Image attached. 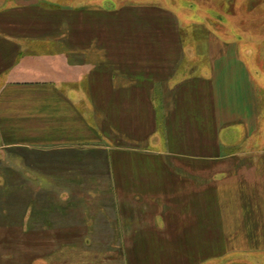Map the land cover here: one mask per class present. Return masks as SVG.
Listing matches in <instances>:
<instances>
[{
	"label": "crops",
	"instance_id": "0c3cea01",
	"mask_svg": "<svg viewBox=\"0 0 264 264\" xmlns=\"http://www.w3.org/2000/svg\"><path fill=\"white\" fill-rule=\"evenodd\" d=\"M117 3L0 0V160L61 154V248L89 264H245L225 261L264 252L250 73L204 25L190 44L195 24L170 6Z\"/></svg>",
	"mask_w": 264,
	"mask_h": 264
},
{
	"label": "rangeland",
	"instance_id": "374dc122",
	"mask_svg": "<svg viewBox=\"0 0 264 264\" xmlns=\"http://www.w3.org/2000/svg\"><path fill=\"white\" fill-rule=\"evenodd\" d=\"M137 1L167 5L178 13L181 21L185 17L188 18L195 24L188 32L190 44L192 38L195 37V42L202 34L204 39H207L206 29L196 26L204 25L209 33L224 45L222 49L235 52L249 71L256 87L260 125L257 135L252 138L250 144L257 143L256 150H262L261 148L264 147V0ZM117 2H125V0H114L115 5L119 4ZM22 156H25V162L10 155L0 162V264L91 263L89 250L80 255L74 251L72 245L61 248V226H69L73 223L72 219L68 218V214L74 212L73 206L62 204L64 203L62 200L69 197L62 187L68 181H73L74 175L61 173V158L46 161L48 159L41 154L27 153ZM102 165L100 163L97 167L91 166L92 168L87 166V169L101 171ZM98 179H101V176L95 180ZM70 192L72 194L73 191ZM77 192V197L88 200L98 198V194L101 193L98 190ZM31 201L35 204L34 210L28 204ZM101 202L103 203L104 200ZM102 207L105 206L96 201L94 206L88 205L86 209L91 208L97 214H105L106 210L102 211ZM100 220H97V224H101L102 229L105 230L106 223ZM49 223L51 226L48 227ZM52 237L56 238L59 246L54 244ZM97 240L101 242V246H104L97 250L101 253L107 252L106 248L109 247L107 243L110 240L105 237ZM229 257L226 258V263L235 260L245 264H264V252L238 253Z\"/></svg>",
	"mask_w": 264,
	"mask_h": 264
},
{
	"label": "trees",
	"instance_id": "16d2710c",
	"mask_svg": "<svg viewBox=\"0 0 264 264\" xmlns=\"http://www.w3.org/2000/svg\"><path fill=\"white\" fill-rule=\"evenodd\" d=\"M15 151H8V150H3L2 151V157H3V159L2 160H0V162H2V161H4L5 160V158H6V156H8V155H10V156H15V153H14ZM26 152L27 151H23V150H18V157H19V159H21L22 161H24L25 162V156H22V154H26ZM20 153H22V154H20ZM17 155V154H16ZM54 156H51V157H49V158H46V159H48V160H46V161H53V159H55V158H57V159H59V158H61V154L60 153H56L55 152V154H53ZM59 162V161H58ZM90 176H92V175H90L89 173H82L81 175H80V177H81V179L82 180H90ZM30 206H31V209L32 210H34L36 207L34 206L35 204L31 201V203H28ZM44 207V205L42 206V208ZM45 209H47L46 207H45ZM42 212H45V211H43L42 210ZM41 213V212H40ZM49 225L51 226V223H49L48 224V227H49ZM45 226H47V225H45ZM52 241L54 242V244H57L58 246L60 245L59 243H57L58 241L56 240V238L55 237H52ZM230 258V257H229Z\"/></svg>",
	"mask_w": 264,
	"mask_h": 264
}]
</instances>
